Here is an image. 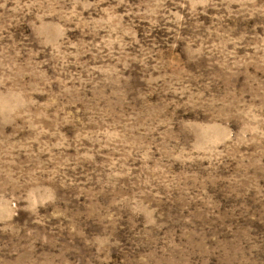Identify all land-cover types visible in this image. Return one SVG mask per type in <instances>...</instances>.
<instances>
[{"label": "rangeland", "instance_id": "1", "mask_svg": "<svg viewBox=\"0 0 264 264\" xmlns=\"http://www.w3.org/2000/svg\"><path fill=\"white\" fill-rule=\"evenodd\" d=\"M0 264H264V0H0Z\"/></svg>", "mask_w": 264, "mask_h": 264}]
</instances>
